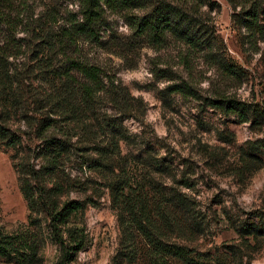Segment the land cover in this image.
Listing matches in <instances>:
<instances>
[{
    "label": "rangeland",
    "instance_id": "374dc122",
    "mask_svg": "<svg viewBox=\"0 0 264 264\" xmlns=\"http://www.w3.org/2000/svg\"><path fill=\"white\" fill-rule=\"evenodd\" d=\"M161 5L187 17L199 45L173 32L157 42L141 31L142 18ZM86 6V0H0V77L6 81L0 80V111L7 109L6 125L22 137L14 149L0 139V235L24 230L33 216L16 164L45 163L36 131L50 114L47 96L60 83L53 72L64 61L45 34L83 20ZM96 28L95 37L83 36L70 53L98 66L105 88L83 116L88 126L72 124L64 137L70 151L54 176L63 184L62 200L85 203L70 220L86 238L74 264H152V243L126 227L131 216L113 193L121 179L148 208L177 196L194 207L202 223L179 231L161 223L164 241L195 249L210 264H264V0L104 6ZM180 84L187 89L178 91ZM224 95L250 111L240 117L208 104ZM108 121L125 134L119 152L104 161L94 148L104 145ZM34 216L41 240L34 264H56L60 247L47 219ZM0 264L19 263L0 258Z\"/></svg>",
    "mask_w": 264,
    "mask_h": 264
},
{
    "label": "trees",
    "instance_id": "16d2710c",
    "mask_svg": "<svg viewBox=\"0 0 264 264\" xmlns=\"http://www.w3.org/2000/svg\"><path fill=\"white\" fill-rule=\"evenodd\" d=\"M147 1L149 0H86L83 20L75 18L69 23L70 26H63L55 33L45 34L47 42L60 46L64 61L53 72V77L60 83L55 81L47 96L50 114L42 118L36 131L42 139L38 145V148H41L38 158H43L45 163L39 167L30 161L16 164L21 175V190L33 216L24 230L0 235V258L7 262L34 264L37 261L41 240L37 229L39 217L34 216V213L41 214L47 219L51 235L60 247V258L56 264H74L78 253L84 248L86 238L83 228L70 225V220L73 214L84 210L85 203L76 199L62 200L64 187L54 179V176L60 168L62 159L70 151L68 140L64 137L73 127L72 124L83 128L88 126L83 116L90 111L93 99L103 92L105 87L100 68L72 57L70 52L83 36L97 35L96 26L104 6L126 8ZM249 13L254 18L252 22L258 24L260 17L258 11L252 8ZM139 26L143 33L157 42L163 41L168 33L173 32L188 43L200 44L199 35L191 22L179 9L170 5L156 6L151 13L142 18ZM224 66L233 70L227 61L224 62ZM0 78L6 82L4 76L1 75ZM186 89V84H180L177 88L178 91ZM208 104L226 112L237 113L240 117H244L250 111L247 103L225 95L211 99ZM8 113L7 109L0 111V139L7 148L14 149L22 143V137L6 125L3 116ZM107 125L109 134L104 145L98 144L94 148L104 161L110 160L119 152L120 141L125 134L119 125L109 121ZM58 132H62L63 137H60ZM96 137H99L98 133ZM112 189L121 208L131 216L129 222L125 224L126 227L133 225L138 229L136 231L141 232L152 243L153 251L150 254L152 264H172L171 259L180 260L184 264H210L207 258H202L201 253L194 255L195 249L178 243H169L161 238L159 227L161 223L171 225L177 231L196 228L202 223L194 207L185 198L177 196L165 203L154 205V208H148L140 199L133 197L132 184L129 180H119L113 184ZM230 251L235 257L238 256L239 252L234 246L230 247ZM235 264L254 263L250 260L246 262L238 260Z\"/></svg>",
    "mask_w": 264,
    "mask_h": 264
}]
</instances>
